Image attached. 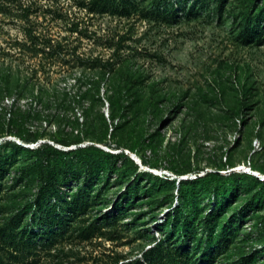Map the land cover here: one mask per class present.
I'll return each mask as SVG.
<instances>
[{
	"label": "rangeland",
	"instance_id": "1",
	"mask_svg": "<svg viewBox=\"0 0 264 264\" xmlns=\"http://www.w3.org/2000/svg\"><path fill=\"white\" fill-rule=\"evenodd\" d=\"M219 2L0 0V124L105 130L54 226L36 155L0 148V264H264V0ZM196 170L212 175L177 191Z\"/></svg>",
	"mask_w": 264,
	"mask_h": 264
},
{
	"label": "trees",
	"instance_id": "2",
	"mask_svg": "<svg viewBox=\"0 0 264 264\" xmlns=\"http://www.w3.org/2000/svg\"><path fill=\"white\" fill-rule=\"evenodd\" d=\"M218 7L221 9L225 5V0H219ZM11 92L12 90H8ZM86 93H82V95L78 96V99L81 101L85 97ZM41 98H44V101L49 103L51 102V99L49 96L45 95L44 93H41ZM112 97V96H111ZM86 98V97H85ZM63 98L62 101H64ZM112 104L114 105V100L112 98L111 100ZM86 113L90 111V107L86 108ZM40 115L42 112H39ZM48 117H53V114H47ZM113 118L115 117V112L113 110L112 112ZM26 119V118H25ZM25 119H19L16 117H11L8 123L0 124V137L6 136V135H15L18 136L21 139L20 143L13 139V138H5L1 140L0 148L5 146L6 144H12L13 140L17 141L22 146H18L19 149L24 151H31L36 155V160L33 162V167L36 169V171L39 173V178L41 182V187L39 190V201H40V208L42 209L43 200L45 198H48L53 202L51 204V207L48 212L45 213L46 219H51L52 223L51 225L54 226L60 222L58 220L57 211L61 210V207L59 206L58 200L56 195L58 196L59 193H63V186L69 179L79 177L80 174L87 170L88 172L96 171L99 167V163H97V160H92L90 158L84 157V153H88L90 151H93L96 148L94 144H87L85 146L79 145L83 139V137H91L92 139H101L100 136L103 134L105 130L99 129L95 130L91 127L85 126L82 130H77V127H79L80 122L78 118L72 119L71 129L69 131H63L61 129L57 130L56 132H48L46 128H37L35 130H30L26 127V120ZM105 120V119H104ZM49 134L51 137H53L56 141L63 143L65 145H72L75 144L76 147L70 148V149H62L54 147V145L50 144L49 142L45 141L44 143H40L32 148L29 146H25L23 144L30 143V142H38V139L43 136ZM24 142V143H23ZM73 156V157H72ZM2 163H7V160H3ZM26 167V166H24ZM212 171H205V170H196L187 173L186 175L190 174H196V177H187V178H179V175L173 177L176 181V189L177 191H181L183 186L188 183V181H195V180H202L205 177H209L212 175ZM220 171H217L219 173ZM247 172V171H246ZM184 174V173H183ZM214 190H218L217 187H214ZM81 194L75 193L73 194V200L71 199V204H78ZM160 204L162 206L164 203ZM170 207L168 209V212L166 215H169V217L174 216V219H178L177 214L180 213V210L178 208V205H172L169 204ZM160 222L158 221L157 224ZM161 223L170 224L168 217L165 218ZM177 224L172 223V229H177ZM38 229V227H37ZM39 230V229H38ZM172 230V231H174ZM163 246H150L148 249L143 251L142 258L146 261L147 259H150L149 257L152 256L154 253L160 251ZM139 260V258H138ZM127 262H123V264H126ZM115 264V263H113ZM118 264V263H117Z\"/></svg>",
	"mask_w": 264,
	"mask_h": 264
},
{
	"label": "built area",
	"instance_id": "3",
	"mask_svg": "<svg viewBox=\"0 0 264 264\" xmlns=\"http://www.w3.org/2000/svg\"><path fill=\"white\" fill-rule=\"evenodd\" d=\"M17 141H20L19 139L15 138ZM38 142L32 143L30 144V146H34L33 144H37ZM239 170H244V171H249L250 168H247L246 166H241V168ZM166 175L172 176L174 175L173 173L169 172L168 170L165 172ZM192 176H188V177H196V174H190ZM142 256V254H140V257Z\"/></svg>",
	"mask_w": 264,
	"mask_h": 264
},
{
	"label": "water",
	"instance_id": "4",
	"mask_svg": "<svg viewBox=\"0 0 264 264\" xmlns=\"http://www.w3.org/2000/svg\"><path fill=\"white\" fill-rule=\"evenodd\" d=\"M11 138V137H10ZM45 142V141H44ZM23 145H25V146H30V145H27V144H23ZM134 158H135V160L140 164V165H142V161H141V158L140 157H137L135 154H134ZM240 168H238V167H233V168H230V170L229 171H236V170H239ZM228 171V172H229ZM188 176H182V175H180L179 176V178H187Z\"/></svg>",
	"mask_w": 264,
	"mask_h": 264
},
{
	"label": "bare ground",
	"instance_id": "5",
	"mask_svg": "<svg viewBox=\"0 0 264 264\" xmlns=\"http://www.w3.org/2000/svg\"><path fill=\"white\" fill-rule=\"evenodd\" d=\"M20 142V141H19ZM130 154H131V156L133 157V159H135L134 158V154L137 156V157H139V155H137L135 152L133 153V152H129ZM142 161V160H141ZM142 165H143V162H142ZM251 173H253V174H255V175H262L263 176V174L262 173H260V172H258L257 170L255 171V172H251ZM181 175H183V174H181Z\"/></svg>",
	"mask_w": 264,
	"mask_h": 264
}]
</instances>
